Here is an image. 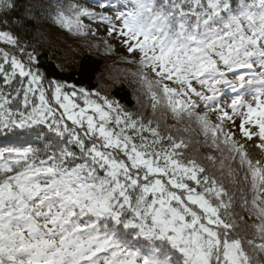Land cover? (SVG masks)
<instances>
[{
    "label": "snow or ice",
    "instance_id": "6c2138e0",
    "mask_svg": "<svg viewBox=\"0 0 264 264\" xmlns=\"http://www.w3.org/2000/svg\"><path fill=\"white\" fill-rule=\"evenodd\" d=\"M0 264H264V0H0Z\"/></svg>",
    "mask_w": 264,
    "mask_h": 264
},
{
    "label": "trees",
    "instance_id": "16d2710c",
    "mask_svg": "<svg viewBox=\"0 0 264 264\" xmlns=\"http://www.w3.org/2000/svg\"><path fill=\"white\" fill-rule=\"evenodd\" d=\"M46 38L48 44L44 56L41 58V63L50 73L55 71L56 64H68L65 69V78L72 81L96 85L98 78L101 75H110L121 79L122 83L115 89V94L124 98L125 102L131 107L135 104V85L131 78L124 79L127 65L116 64L114 61L117 57L105 58L98 57L94 53L88 54L84 50L77 49V41L70 37L67 33L55 28H46ZM193 136L195 134L193 133ZM199 147L193 143L191 150ZM201 151L207 152V149ZM232 188V185L226 184Z\"/></svg>",
    "mask_w": 264,
    "mask_h": 264
}]
</instances>
